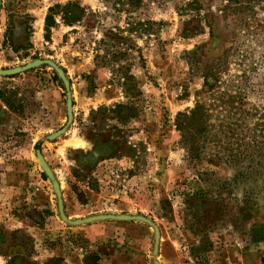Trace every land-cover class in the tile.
<instances>
[{
  "label": "rangeland",
  "instance_id": "1",
  "mask_svg": "<svg viewBox=\"0 0 264 264\" xmlns=\"http://www.w3.org/2000/svg\"><path fill=\"white\" fill-rule=\"evenodd\" d=\"M70 2L88 20L67 26L57 15L46 39L49 9ZM227 5L143 0L136 18L156 32L132 37L135 99L119 65L96 59L125 14L101 0H0V90L23 107L11 111L0 98V264H264V169L211 153L192 160L177 127L204 86L191 53L203 48L201 60H213L230 46ZM255 13L260 34L264 9ZM236 41L230 75L264 53L262 36ZM256 68L248 102L264 109V64ZM117 105L138 115L123 122Z\"/></svg>",
  "mask_w": 264,
  "mask_h": 264
},
{
  "label": "trees",
  "instance_id": "2",
  "mask_svg": "<svg viewBox=\"0 0 264 264\" xmlns=\"http://www.w3.org/2000/svg\"><path fill=\"white\" fill-rule=\"evenodd\" d=\"M101 1L108 3L115 15L125 14L127 21L125 27H115L105 33L98 43V51L103 50L104 54L97 55L96 59L104 65H119L117 78L120 82L123 81L121 85L125 94L136 99L142 92L136 77L129 69L132 57L130 51L137 48L132 37L155 35V23L137 20L136 14L142 9L143 0ZM228 4L223 11L224 19H231L235 26L227 40L230 46L213 60H201L205 57L203 48L191 53L192 68L201 72L204 86L198 94L196 106L189 112L178 115L177 127L182 134V144L192 160L199 161L207 153H211L233 167L249 162L251 172L257 173L264 169V109L249 106L248 87L251 72L257 69L259 63L264 64V53L258 62H252L253 65L257 64L255 67L246 69L239 63L237 66L243 68L241 74L230 75V66L232 57L240 51L241 46L236 43L238 37L248 33V36H262L264 41V28L259 34L250 24V20L255 17L256 8L264 9V0H228ZM90 14L78 2L51 7L45 19L46 39L51 38L52 28L56 25L55 16L59 15L67 26H73L88 20ZM242 28L247 29L241 33L239 30ZM123 41L129 42L130 45L124 47ZM241 57L244 59L247 55L243 54ZM16 95L9 89L0 90V98L11 111H21L23 108L17 103L19 101ZM111 112L123 122L138 115L136 107L127 105H117ZM99 113L100 111L93 114L102 115Z\"/></svg>",
  "mask_w": 264,
  "mask_h": 264
}]
</instances>
